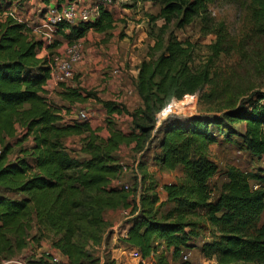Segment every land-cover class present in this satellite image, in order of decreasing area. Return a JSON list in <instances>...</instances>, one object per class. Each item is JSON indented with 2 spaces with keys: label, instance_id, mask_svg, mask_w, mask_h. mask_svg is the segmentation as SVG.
Instances as JSON below:
<instances>
[{
  "label": "trees",
  "instance_id": "16d2710c",
  "mask_svg": "<svg viewBox=\"0 0 264 264\" xmlns=\"http://www.w3.org/2000/svg\"><path fill=\"white\" fill-rule=\"evenodd\" d=\"M13 1L0 0V12ZM134 1L158 2L159 12L149 16V21L162 22L154 39L150 37L153 45L147 59L138 65L133 83L142 107L129 112L120 103L102 101L78 86L62 84L57 93L59 101L69 106L92 100L108 119L121 115L131 119L127 133L108 121L109 134L104 140L87 121L63 122L64 106L46 97L44 86L52 58L48 54L39 57L43 43L31 39L26 26L11 16L0 23V255L10 256L25 248L29 217H33L51 233V247L66 259L60 264H95L80 239H96L104 227L105 210L131 207L126 193L112 186L122 173L114 154L122 145L135 144L134 150L141 153L156 143V163L166 171L182 166L184 178L163 187L165 204L172 206L164 213V204H157L156 194L148 199L142 195L140 207H132L122 243L139 251V263L156 257L150 264H168L158 251L162 247L170 250L173 264H192L179 258L193 249L214 264H264V174L229 168L218 196L212 199L209 182L217 166L206 156L209 147L217 143L210 127L218 134L227 129L225 140L236 135L250 156H264V92L225 102L229 74H221V65L234 54L254 57L264 53V0H230L241 7L249 24L241 39L234 38L224 22L214 18L210 6L215 0ZM195 22H199L202 36L214 38L207 48L209 56L197 68L193 67L196 46L179 41L174 33ZM113 28L112 13L99 7L94 22L61 24L57 30L72 44L88 31L107 34ZM241 64L245 71L240 76L248 79L251 70ZM195 96L204 105L225 103L226 107L188 118L171 117L156 127V115L171 100ZM71 137L81 138L76 154L64 143ZM17 147L15 157L9 160ZM80 155L86 158L82 160ZM253 180L260 182L256 189L251 186ZM204 226L211 229L210 239H203L198 246ZM25 264L59 263L41 256Z\"/></svg>",
  "mask_w": 264,
  "mask_h": 264
},
{
  "label": "rangeland",
  "instance_id": "374dc122",
  "mask_svg": "<svg viewBox=\"0 0 264 264\" xmlns=\"http://www.w3.org/2000/svg\"><path fill=\"white\" fill-rule=\"evenodd\" d=\"M27 1L28 0H14L12 2L15 3L13 6H7L3 10H6L7 8L5 12L12 13L15 19L18 18L26 24L30 23L29 25H27L28 28L33 27L34 29L35 24H32L33 22L31 23L33 19H26L25 13L29 9ZM116 1L117 0H114L113 4L116 3ZM132 2L133 0H126L123 1V3H120L119 6H131ZM231 2L232 1L230 0H215V2L210 6V11L217 21L224 22L228 29V32L234 38L241 39L248 31L249 24L245 20L246 15L241 7L238 4ZM19 4H21V6H19ZM159 6V3L155 1H149L144 5V13L142 15V19H140L139 21V23H141L142 25L139 28L140 38H144L143 34H145L146 36L154 39V35L157 34L160 26L162 25V22L160 20L150 22L149 16L157 15L159 12ZM35 7L36 6L31 7L33 13L30 17L34 18L35 15L36 17H39L38 19H42L45 21L44 15L42 16L41 13H38V9L34 10ZM23 14L24 16H22ZM3 17L0 16V23L5 21ZM45 23L47 24L46 21ZM29 30L32 31V28H29ZM174 33L179 41H189L196 46V58L193 67L197 68L199 66H202L206 57L209 56L207 48L213 42L214 38L212 36H202L199 33V22H195L183 28L182 30L175 31ZM119 35L121 38L125 36L123 31L119 32ZM34 36L36 37V40H42V42H44L45 40V45H51L56 48L49 52L47 49L43 50L42 48L41 52L39 53V57L48 54L49 58H52L54 55L58 54V52L55 50H58L60 47L67 43V41H65L61 36L55 38L54 34H51V37L49 38H44L42 35L36 34H34ZM29 37L33 40L35 38L31 34H29ZM132 41L133 38L131 37L130 41L128 42V46H126L124 50H128V52L136 56V58L138 56H141L143 52H146L144 47H134L135 45H133ZM140 42H142V39ZM145 47L147 48V46ZM246 52L248 53V50ZM231 57V59L225 60L221 65V67L224 68V71L221 72V74H229L227 81L230 85H228L229 90L224 96L225 102L232 97L235 98V102H238L239 100H241V98L249 95L254 91L259 90L264 92V53L262 54V56L254 57L250 56V54L246 57H239L237 54H234ZM241 62L246 63V65L244 66L249 67V69L251 70V74L248 79H243L240 76L245 71V67L242 66ZM124 64L128 65V72H130V68L132 69L135 66L132 65L133 61L131 59H127V62ZM114 71H116L115 74H118L117 69H114L113 72ZM76 80L77 77L74 73V78L64 85L70 86L71 83L76 82ZM77 86L78 85L73 86V88ZM94 93L96 94V92ZM173 101L175 103L172 106L171 113H169L165 118L162 119L163 115H161V113L167 108L168 105L171 104L172 100L156 115V127H158L164 120L171 117L188 118L201 114L221 112L226 107V105H224L225 103L215 106L204 105L203 103H200L197 96L187 97L181 101ZM119 103L122 105L121 101ZM132 105H135V103L133 102ZM65 106V110H68L70 112V116L72 118H75L74 120H72V122H80L86 120L93 121L92 126L95 125L93 131L96 132L100 140H104L108 137V121H111L114 127L122 130L125 133L131 130V123H129L127 119H125L124 117L119 118L115 116H112L110 117V119H108L102 107L95 102L87 101L84 104H75L73 106H69L67 104ZM80 112L86 114L85 119L82 120L78 117ZM210 128L215 133L217 140V143H215L210 149H208L206 153L207 158L211 159L217 166V172L209 182V186L212 190L211 198L215 199L220 192L221 185L226 181V172L229 168L237 169L249 174L262 176L264 174V156L260 159L250 156L246 152L242 145V142L236 135L232 136L229 140H225L224 134L227 132V129L222 128L220 134H218L214 127ZM232 128L236 131H240L241 129L237 125H233ZM78 140L79 141L77 142L69 144L70 146H72L69 147L71 148L70 150L73 149V153L75 154L76 151H78L79 146L81 148V138ZM25 144H27V141ZM77 144H79L78 148ZM18 148L19 147L13 149V152H11V154L8 156L9 160H13L15 154L18 151ZM134 149L135 144L122 145L114 154L115 159L121 166L122 173L120 175L119 182L112 184L113 187H116L126 193L127 202L131 203V212L133 211L132 204L135 205V202H139L142 195L144 196V198L148 199L151 196L155 195V187L157 186V184L159 185L160 182H170L169 179L164 177L159 178V176L157 175L161 172H166V170L163 169L158 163H156L154 156L159 153V149L156 147V143H153L148 147L147 150H144L141 153H137ZM193 159L195 158L193 157ZM154 176H156L157 178H155ZM123 185L128 186V190L125 191L123 189ZM259 185L260 182H257L256 180L251 181V186L254 189H256ZM163 207H161L162 213L165 212L163 210ZM119 210L121 211V209ZM120 211L119 213H115V210L112 209L105 210L103 213L104 227L102 228V231L97 234L96 239H80V243L89 256V260H96L95 264H140L139 262H135L134 260L128 258V253L124 252V248H126L127 246L122 243V239L124 238L122 235L123 230H125V224L129 221L131 215L130 211L128 210L126 211V214L120 213ZM263 218L261 219L260 223L262 222ZM114 223L116 227L112 225ZM29 227L30 228L26 233L27 238L25 248L21 251H14L10 256L1 254L0 264H25L27 260L37 258L36 256L39 253H41L40 255L43 257H51V255H48V252L51 248V233L40 227L33 217H29ZM204 228L206 229V231L202 233L203 238L197 240L198 246L202 244V241H204L203 239H205V241L210 239V227L204 226ZM116 249L119 252L120 257H122L118 259L119 263L114 256L115 252H113ZM158 251H161L160 254L164 256L166 263H174L170 260L171 255L166 254L165 250L159 249ZM184 257H186V259L192 264H213L212 259L204 258L198 250L190 251L189 254H184L179 259L183 260ZM155 258L156 257H153L150 260H154ZM88 262L89 261H87L85 264H88ZM150 263L151 261H147L146 264Z\"/></svg>",
  "mask_w": 264,
  "mask_h": 264
},
{
  "label": "crops",
  "instance_id": "0c3cea01",
  "mask_svg": "<svg viewBox=\"0 0 264 264\" xmlns=\"http://www.w3.org/2000/svg\"><path fill=\"white\" fill-rule=\"evenodd\" d=\"M66 0H28L27 4L29 6L28 11H26V19H33L31 21L32 24H35V28H32V31L29 30L28 26L30 23H25L18 18L15 19V17L12 15V13L5 12L7 10H3L0 12V16L3 17L4 20L11 16L16 22L23 23L28 31L29 34L33 35H42L44 38L51 37V34L55 35V38H58V30L57 28H54L53 26L46 24L44 20L38 19L39 17L34 15V18H31V14L33 13L32 8L33 6H36L34 10L38 9V13H41V15H47L52 10H56L58 6ZM81 3L90 5L93 0H79ZM123 1L126 0H117L116 3L113 4L112 9L110 12L112 13L113 20H114V28L109 31L107 34H99L93 31H88L86 35L80 39L79 41L83 44V51H84V59L83 61L75 66V76L77 77L76 82H72L70 86L65 85L66 87H73L78 85V87L83 88L87 91H94L96 92V96L102 100V101H114L119 103L122 102V105L129 111L132 112L138 108L142 107V103L140 98L138 97L137 93L135 92L133 83L135 79L137 78L138 73V65L140 62L144 59H147V51L149 47L153 45V40L149 37L144 35V38H140V26L141 23H139L140 19H142V15L144 13L143 7L147 2H135L133 0L131 6H119L120 3H123ZM15 3H13L10 6H13ZM21 6V4H19ZM23 9V8H21ZM16 16V15H15ZM24 16V14L22 15ZM161 21V20H160ZM27 22V21H26ZM126 22V24H125ZM123 31L124 37L121 38L119 35V32ZM62 37V36H61ZM133 38V45L134 47H144L146 52H143L141 56L132 55L128 52V50H124L126 46H128V42L130 41V38ZM142 39V42H140ZM36 40V37L34 38ZM44 40V39H43ZM41 41L42 40H36ZM139 41V42H138ZM145 42V44H144ZM44 47L43 50L46 49L48 46L51 45H45V40L42 42ZM67 46V43L60 47L58 50H55L58 52V54H61L65 47ZM147 46V48L145 47ZM54 49V48H53ZM52 49V50H53ZM56 49V48H55ZM133 49V48H132ZM51 51V50H50ZM128 55V57H127ZM127 59H131L133 61L132 65H135L130 72H128V65L124 64L127 62ZM108 68V69H107ZM114 69L118 70V74H115ZM125 69V71H124ZM62 89L61 85H54L50 82H47L44 86L45 95L48 99H51L55 101L58 105L64 106L68 103L66 102H60L57 93ZM120 100V101H119ZM92 101V100H89ZM94 102V101H92ZM133 102L135 105H132ZM104 111V110H103ZM80 114V113H79ZM106 115V114H105ZM61 117L63 119V122L71 123L72 120L75 118H72L70 116V112L68 110H62L61 111ZM115 117H124L128 120L129 123H131V119L126 115L121 116H115ZM69 121V122H68ZM89 122L91 130H94L95 125L92 126L93 121H87ZM80 137H71L67 140H65V146L72 147L69 144L73 142L79 141ZM79 144H77L78 148ZM213 146V145H212ZM210 146L209 149L212 147ZM80 158L84 160L86 156L80 155ZM211 160V159H210ZM154 171V170H153ZM168 172V173H166ZM161 172L160 174H157L159 178H167L170 180L169 183H163L160 182V184L155 187V194L157 195L159 202L157 204H164L163 210L167 211L172 206L170 204H165L166 202V193L163 190V187L165 185H169L172 183H177L181 181L184 178V169L182 166H177L173 171H166ZM152 173V170H151ZM157 178L156 176H154ZM133 207L139 208V202H135V205L132 204ZM131 208L125 209L121 211L115 210V213H123L126 214L127 210L130 211ZM111 213V212H110ZM115 226V223L112 224ZM118 225V224H117ZM116 227V226H115ZM128 228L127 223L125 224V230H123V237L126 235V230ZM203 242V241H202ZM198 245V244H197ZM161 250H165L164 248H160ZM196 249H193L191 251H194ZM166 254L171 255L170 250H165ZM114 256L117 259V262L119 263L120 254L116 250H114ZM48 255H55L58 253L57 250L50 248V251L48 252ZM186 254H189L190 251H185ZM39 253L36 257H41ZM151 258H147L145 260V263L147 261H151ZM171 260V259H170ZM172 261V260H171ZM214 264V262H213Z\"/></svg>",
  "mask_w": 264,
  "mask_h": 264
},
{
  "label": "built area",
  "instance_id": "2783aa9c",
  "mask_svg": "<svg viewBox=\"0 0 264 264\" xmlns=\"http://www.w3.org/2000/svg\"><path fill=\"white\" fill-rule=\"evenodd\" d=\"M113 1L114 0H93L90 5H86L79 0H66L62 2L56 10H52L47 15H44L45 21L54 28H57L61 24L65 26H75L80 23L94 22L98 15V8L103 7L111 10L113 7ZM83 59V44L80 41L67 44L61 54L52 57L50 77L47 82L54 85H62L71 81L74 78L75 66L80 64ZM174 103L175 102L172 100L171 104L163 110L161 113V115H163L162 119L171 113ZM78 117L83 120L85 119L86 114L80 112ZM123 189L125 191L128 190V186L123 185ZM124 249V252L128 253V258L135 262H141V254L137 249L130 247ZM184 259H186V257H184ZM51 261L60 264L65 263L66 259L57 253L51 256Z\"/></svg>",
  "mask_w": 264,
  "mask_h": 264
}]
</instances>
